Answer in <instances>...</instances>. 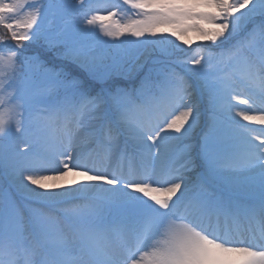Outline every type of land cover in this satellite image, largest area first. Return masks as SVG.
Listing matches in <instances>:
<instances>
[{
    "label": "snow or ice",
    "instance_id": "1",
    "mask_svg": "<svg viewBox=\"0 0 264 264\" xmlns=\"http://www.w3.org/2000/svg\"><path fill=\"white\" fill-rule=\"evenodd\" d=\"M85 4L0 0V264H264V0Z\"/></svg>",
    "mask_w": 264,
    "mask_h": 264
},
{
    "label": "rangeland",
    "instance_id": "2",
    "mask_svg": "<svg viewBox=\"0 0 264 264\" xmlns=\"http://www.w3.org/2000/svg\"><path fill=\"white\" fill-rule=\"evenodd\" d=\"M3 34H4L3 29H0V35H3ZM193 47H195V45H193ZM30 51L39 52V53H42V54H44V53L49 54L48 52H44L42 49H40V48H38L36 46H29L28 52H30ZM50 54L53 55L52 53H50ZM240 107L241 108H244L245 106L244 105H240ZM194 139H195V137H194ZM179 147H180V145H178V144H172V145H170L169 146V153L172 154V153L178 151L179 150Z\"/></svg>",
    "mask_w": 264,
    "mask_h": 264
},
{
    "label": "trees",
    "instance_id": "3",
    "mask_svg": "<svg viewBox=\"0 0 264 264\" xmlns=\"http://www.w3.org/2000/svg\"><path fill=\"white\" fill-rule=\"evenodd\" d=\"M85 6H87V0H86V4H85ZM47 61L48 60H50L51 59V57H52V55L49 53V54H47V53H44V54H42V53H40Z\"/></svg>",
    "mask_w": 264,
    "mask_h": 264
}]
</instances>
